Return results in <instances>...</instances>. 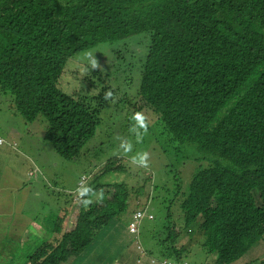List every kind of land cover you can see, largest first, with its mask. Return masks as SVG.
Here are the masks:
<instances>
[{
	"label": "trees",
	"instance_id": "16d2710c",
	"mask_svg": "<svg viewBox=\"0 0 264 264\" xmlns=\"http://www.w3.org/2000/svg\"><path fill=\"white\" fill-rule=\"evenodd\" d=\"M97 47L116 60L84 64ZM0 90L25 122H42L44 139L64 159L78 157L104 120H117L116 105L128 101L143 120L130 124V142L127 132L121 141L129 146L122 162L151 167L153 153L167 161L166 175L176 176L177 162L199 163L171 199L182 228L192 225L205 237L201 248L213 255L206 263L232 264L264 245V0H0ZM160 139L161 147L148 148L146 140ZM114 171L88 174L82 190L100 191L97 203L67 231L65 212L53 215L56 225L49 223L39 243L17 249L18 264H79L113 216L151 204L148 193L159 187L149 188L150 176L129 199L124 181L104 180ZM176 236L170 231L160 257L198 264L196 256L187 260L186 246H174Z\"/></svg>",
	"mask_w": 264,
	"mask_h": 264
},
{
	"label": "rangeland",
	"instance_id": "374dc122",
	"mask_svg": "<svg viewBox=\"0 0 264 264\" xmlns=\"http://www.w3.org/2000/svg\"><path fill=\"white\" fill-rule=\"evenodd\" d=\"M130 42L128 41V44ZM83 58L84 64L91 66H93V62L107 66L108 60H116L115 58L111 59V54L104 47H97L92 52H87ZM72 63L75 67L81 65L77 60ZM66 80L67 75L63 78V87H65ZM134 102L138 103V99L134 98ZM12 106V99L0 90V138L5 141V144L3 142V146L0 147L1 150H4L0 151V174H2V183L4 184L3 187H0V205L8 206V203L10 206L12 205V213L6 220L0 214V258H4L3 264L20 263L23 260V255L17 249L20 248L23 252L27 249L28 252L32 246L31 243L35 245L37 240L43 239V236H39V234L43 235V230L46 232L48 221L52 227L56 225L53 215L62 218L65 212L62 226L64 231L69 230L77 216L91 209L92 203L100 196V191L94 190L92 197L87 195V199L81 200L87 193H84L81 187L88 185L89 176H93L106 166H110L115 171L106 174L104 180L124 181L130 190L129 199L137 191L138 184H141L147 176L151 178L149 188L157 185L159 193L157 192L155 195L157 190L154 189L153 192L149 191L148 194L152 197L151 204L150 200L145 202V197H141L145 205L141 202L143 205L138 210L145 209L146 214L140 224L135 219L137 212L132 215L133 212L131 213L129 206L120 216H113L106 228L99 235L97 234L81 255L82 259L79 264H113L114 262L125 264L127 261L134 260L132 252H126L130 250L129 246L135 250L133 242L142 246L139 251L140 255L134 260L136 264H157L161 252L170 245L167 218L172 226L173 221L175 226L181 225L177 220L181 214L175 211L176 201L171 199L175 193L172 194V192L179 181H189L194 173L193 166L195 163H199L196 161L194 164L190 162L185 164L184 160L177 162L178 175L176 176L175 173L166 175L162 166L166 167L167 161L158 162L153 153H150L149 157L154 171L146 163L136 167L135 163L129 160L131 157L127 153L125 156L133 166L122 162L125 159L121 158V155L124 154L125 149L126 151L129 149V146L121 144V141L125 138L126 132L125 139L129 142L132 140L136 127L134 128L130 124L139 121L129 111L128 101L116 105L121 108L117 120H114L117 122L104 120L100 130L87 142L78 157L72 159L62 158L50 147L43 136L42 122H25L19 114L14 113ZM119 123H123L125 129L120 128L118 131ZM140 129L145 131L144 127ZM117 137L118 140L114 141ZM161 138L163 139V137ZM146 142L149 144L148 148L151 145H157L155 146L157 148L163 145L161 139L156 143H152L150 140H146ZM188 147L191 148V153L188 154L198 158L197 154H193L192 146ZM157 153L161 154L160 150ZM171 169L167 166L166 171L173 172L174 168ZM82 174L86 176V180L84 185L79 187L78 180L80 177H84ZM23 181L26 182V185H23L24 188L30 186L27 190L22 188ZM7 183L9 184L7 185ZM90 188L92 189V185ZM162 188L166 189L164 200H162L163 197H160ZM131 216L132 220L130 221ZM129 221L130 223H128ZM137 232H139L138 235ZM62 233L61 230L58 234L51 236L60 237ZM190 234L192 235H187L184 230H181L174 241V246L179 239L182 241V246L188 247L187 260H191L194 256L213 260L211 258L213 255L206 258L204 252L206 247L204 250L201 248L205 237L197 234L195 230ZM124 248L126 250L122 255L121 251H124ZM142 249L150 253L149 258L143 256ZM128 253H130V257L127 258ZM12 258L15 259L11 260ZM241 259L242 257L236 262L240 263ZM243 261H245L244 264H248V261H253L250 264H262L264 262V245L261 242L254 245L243 256Z\"/></svg>",
	"mask_w": 264,
	"mask_h": 264
},
{
	"label": "clouds",
	"instance_id": "9594fccd",
	"mask_svg": "<svg viewBox=\"0 0 264 264\" xmlns=\"http://www.w3.org/2000/svg\"><path fill=\"white\" fill-rule=\"evenodd\" d=\"M97 65H96V63L95 62H93V67H96ZM137 119L138 120H140L141 122H142V120H143V118L142 117H140V116H137ZM3 142H4V144H5V141H3L1 138H0V145H3ZM7 146H9V145H7ZM11 147V146H10ZM143 159V158H142ZM82 176H84V177H80L79 178V180H78V186L79 187H81V186H83L84 185V183H85V180H86V176L84 175V174H82ZM80 182H82L81 184H79ZM81 189H82V187H81ZM87 195H89V192H87L86 194H85V196H83L82 198H81V200H85V199H87ZM89 197H92V195H90ZM100 199V196L96 199V201H94L92 204L94 205V204H96L97 203V200H99ZM145 205V204H144ZM145 209L143 210V209H141V210H139V211H136L137 212V214H139L140 216L139 217H137V215H136V217H135V219H137L138 221H139V224H140V221L142 220V219H144V216H145ZM136 212H134V213H136ZM133 213V214H134ZM142 213H144L143 215H142V217H141V214ZM132 214V215H133ZM56 216V215H55ZM45 218V217H44ZM132 220V216H131V219H130V221ZM152 220H153V217H152ZM151 220V221H152ZM177 220H178V224H181L182 223V219L180 218V216L179 217H177ZM130 221L128 222V223H130ZM166 222L168 223V226H169V233H168V235L170 236V231H174L175 233H177V236H178V234L180 233V231L181 230H184V233L185 232H189V233H191L192 231H196L197 232V228H195V227H193L192 225L191 226H189V227H185V228H182L181 226L182 225H179V226H175L174 225V221H173V226L171 225V223H170V220L167 218V220H166ZM50 228V225H49V222L46 224V232H47V229H49ZM139 228V226L137 227V229ZM187 230V231H186ZM44 231V234L43 235H40L39 234V236H45L46 235V233H45V230H43ZM129 233V232H128ZM139 234V232H137V235ZM193 234V233H192ZM192 234H187V235H192ZM197 234H198V232H197ZM202 235V234H201ZM177 236H176V238H177ZM176 240V239H175ZM179 241V242H178ZM177 242H178V244H177V246H182V244H181V240H179V239H177ZM133 246H134V248L136 249V251L138 252V255H140V253H139V251L141 250V245L139 244V243H134L133 242ZM144 249H142V252H143V256H147V254H146V250H144ZM187 250H188V247H187ZM203 250V249H202ZM134 251V250H133ZM129 257H130V254H129ZM150 257V256H149ZM149 257H147V258H149ZM146 258V257H145ZM146 258V259H147ZM136 262V261H135ZM152 262H153V260H152ZM151 263V262H150ZM136 264V263H135ZM146 264V263H145ZM147 264H149V263H147ZM157 264H173V260H169V259H165V258H161L160 257V260L159 261H157Z\"/></svg>",
	"mask_w": 264,
	"mask_h": 264
},
{
	"label": "crops",
	"instance_id": "0c3cea01",
	"mask_svg": "<svg viewBox=\"0 0 264 264\" xmlns=\"http://www.w3.org/2000/svg\"><path fill=\"white\" fill-rule=\"evenodd\" d=\"M3 145H0V147H2ZM0 151H4V150H1L0 149ZM9 183H7V185H8ZM23 185H26V182L25 181H23V184H22V188H24L23 187ZM4 186V184L2 183V174H0V187H3ZM30 186H27L26 188H24V189H28ZM12 206V205H11ZM9 208H10V204L8 203V206L7 205H0V214H2L3 216H4V219L6 220L7 218H6V215H10V211H9ZM17 214V213H16ZM16 216V215H15ZM42 240V239H41ZM41 240H38V243L41 241ZM123 242H124V240H123ZM129 249L130 250H127L126 252H132V254H133V257H134V260L139 256L138 255V252L136 251V249L133 251V249L131 248V246H129ZM125 250H126V248H124V251H121V254L122 255H124V252H125ZM129 254L130 253H128L127 255H126V257L128 258V256H129ZM134 260H132V261H127L125 264H135V261ZM197 260H198V262L200 263V264H207L206 262H211V261H213V260H206L205 259V257H202V258H197ZM198 263V264H199ZM245 263V261H243V257H242V259H241V262L240 263H238V262H234V263H232V264H244ZM113 264H118L117 262H114Z\"/></svg>",
	"mask_w": 264,
	"mask_h": 264
},
{
	"label": "built area",
	"instance_id": "2783aa9c",
	"mask_svg": "<svg viewBox=\"0 0 264 264\" xmlns=\"http://www.w3.org/2000/svg\"><path fill=\"white\" fill-rule=\"evenodd\" d=\"M82 182H80L79 184H81ZM140 215L139 214H137V217H139Z\"/></svg>",
	"mask_w": 264,
	"mask_h": 264
}]
</instances>
